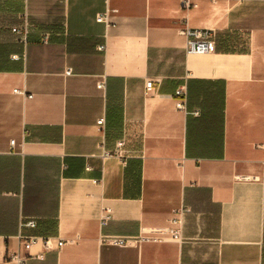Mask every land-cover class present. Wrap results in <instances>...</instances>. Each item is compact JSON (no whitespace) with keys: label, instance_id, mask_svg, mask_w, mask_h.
Returning <instances> with one entry per match:
<instances>
[{"label":"crops","instance_id":"obj_1","mask_svg":"<svg viewBox=\"0 0 264 264\" xmlns=\"http://www.w3.org/2000/svg\"><path fill=\"white\" fill-rule=\"evenodd\" d=\"M183 1L0 0V264H264V0Z\"/></svg>","mask_w":264,"mask_h":264},{"label":"built area","instance_id":"obj_2","mask_svg":"<svg viewBox=\"0 0 264 264\" xmlns=\"http://www.w3.org/2000/svg\"><path fill=\"white\" fill-rule=\"evenodd\" d=\"M189 1H183V6H190ZM116 12V11H115ZM109 14H103L100 15L98 17V21L99 22H106V23H110V18H109ZM16 32H19L18 29H13ZM25 34H27L28 32V27H25ZM185 34L187 35L188 41H187V52L188 53H206L208 51H210L214 45V36L211 34V32L209 31H201V30H187L185 31ZM26 37V36H25ZM48 36H45V41L48 40ZM106 47L105 46H100L101 50H104ZM67 75H71L72 74V70L68 69L66 71ZM104 87V83H100L99 84V88ZM147 88H152V83L149 82L147 84ZM29 97H32V95H29ZM176 97L178 99V107L180 109H184L185 108V101H186V97H187V92L185 90V87L180 88L179 90H177L176 92ZM195 115H199V111H195ZM99 125H103L104 124V119H100L98 121ZM14 144V141H13ZM123 144V143H121ZM122 146V145H121ZM119 153H121V150L119 151ZM188 210H183L181 211L178 216L174 219H172L171 223L174 227L172 228H167L166 230L161 231V234H165L166 236L173 238V239H177V240H181L182 239V226H183V221H184V214L187 212ZM21 227L22 228H27V229H34L37 227V223L35 220L31 219V220H27V221H22L21 223ZM24 229H22L20 231V238L23 239L24 241V245L25 248L27 250H29L33 245L36 244H41L43 245V247L46 250H51L54 249V245H53V237L51 236H38V235H26L24 232ZM152 238L154 239H158V237H143L142 239L147 240ZM160 239H162V237H160ZM105 242L111 243L113 245H117V246H128V245H132L134 242H136L134 239L132 238H127V237H108L106 239H104ZM65 244V242L63 240H59L57 243V248H61L63 245ZM10 261L13 264H25L26 263V258L24 256H21L19 253H13L10 257Z\"/></svg>","mask_w":264,"mask_h":264}]
</instances>
